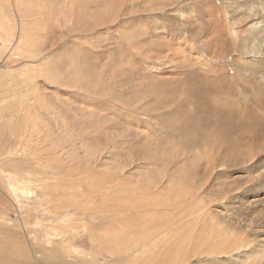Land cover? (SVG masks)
<instances>
[{"label":"rangeland","instance_id":"rangeland-1","mask_svg":"<svg viewBox=\"0 0 264 264\" xmlns=\"http://www.w3.org/2000/svg\"><path fill=\"white\" fill-rule=\"evenodd\" d=\"M0 264H264V0H0Z\"/></svg>","mask_w":264,"mask_h":264}]
</instances>
